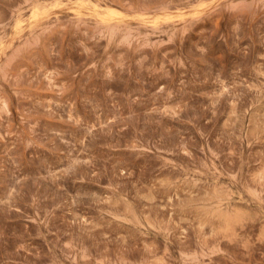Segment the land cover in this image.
I'll use <instances>...</instances> for the list:
<instances>
[{"label":"rangeland","instance_id":"rangeland-1","mask_svg":"<svg viewBox=\"0 0 264 264\" xmlns=\"http://www.w3.org/2000/svg\"><path fill=\"white\" fill-rule=\"evenodd\" d=\"M0 264H264V0H0Z\"/></svg>","mask_w":264,"mask_h":264},{"label":"bare ground","instance_id":"bare-ground-1","mask_svg":"<svg viewBox=\"0 0 264 264\" xmlns=\"http://www.w3.org/2000/svg\"><path fill=\"white\" fill-rule=\"evenodd\" d=\"M203 10V9H202ZM74 11V10H73ZM76 11V10H75ZM201 13V11H199ZM198 12V14H199ZM197 13V12H196ZM76 14V13H75ZM84 15V14H83ZM195 15V14H194ZM200 15V14H199ZM97 17H99V15H96ZM101 16V15H100ZM85 17H87V15H85ZM102 19V18H101ZM104 19V18H103Z\"/></svg>","mask_w":264,"mask_h":264},{"label":"snow or ice","instance_id":"snow-or-ice-1","mask_svg":"<svg viewBox=\"0 0 264 264\" xmlns=\"http://www.w3.org/2000/svg\"><path fill=\"white\" fill-rule=\"evenodd\" d=\"M200 6H201V7H204V6H206V5H203V4H202V5H200Z\"/></svg>","mask_w":264,"mask_h":264}]
</instances>
